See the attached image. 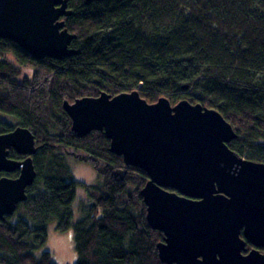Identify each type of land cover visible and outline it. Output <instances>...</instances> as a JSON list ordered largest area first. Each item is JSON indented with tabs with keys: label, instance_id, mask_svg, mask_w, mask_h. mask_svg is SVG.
<instances>
[{
	"label": "trees",
	"instance_id": "trees-1",
	"mask_svg": "<svg viewBox=\"0 0 264 264\" xmlns=\"http://www.w3.org/2000/svg\"><path fill=\"white\" fill-rule=\"evenodd\" d=\"M69 8L78 55L37 60L0 38V113L18 121L0 120V134L28 128L39 147L27 200L0 220V264H57L44 250L54 221L71 233L77 264H165L164 234L141 195L148 174L111 153L104 132L74 133L64 103L135 90L151 104L188 100L218 110L238 134L229 147L264 163V0H69ZM25 70L32 76L19 82ZM69 156L91 162L98 183L74 180ZM81 186L89 197L77 216Z\"/></svg>",
	"mask_w": 264,
	"mask_h": 264
},
{
	"label": "water",
	"instance_id": "water-1",
	"mask_svg": "<svg viewBox=\"0 0 264 264\" xmlns=\"http://www.w3.org/2000/svg\"><path fill=\"white\" fill-rule=\"evenodd\" d=\"M72 15L69 0H0V38L37 60H63L80 54L67 28ZM64 109L79 137L104 132L111 153L148 174L141 195L151 227L165 237L163 263L264 264L260 250L247 253V242L264 248V163L229 147L238 134L218 110L166 97L151 104L138 90L66 101ZM38 149L28 128L0 134V172L20 171L0 178V220L27 200ZM11 150L28 157L11 159Z\"/></svg>",
	"mask_w": 264,
	"mask_h": 264
},
{
	"label": "rangeland",
	"instance_id": "rangeland-1",
	"mask_svg": "<svg viewBox=\"0 0 264 264\" xmlns=\"http://www.w3.org/2000/svg\"><path fill=\"white\" fill-rule=\"evenodd\" d=\"M31 76L32 71L25 70L18 81L23 82L26 78ZM0 120L6 121L15 127L18 125V121L15 118L2 113H0ZM68 162L71 166L74 180L84 182L88 185L98 183L99 172L91 162L82 161L75 156H69ZM88 197L89 194L85 188L82 186L79 187L77 191V199L74 203L75 207L73 206L77 216L80 215L82 203L86 202ZM44 250H48L52 253L53 259L57 264H77V253L71 233L58 231L57 222L55 221L49 224L48 241ZM41 252L42 251H38L37 255H40Z\"/></svg>",
	"mask_w": 264,
	"mask_h": 264
},
{
	"label": "flooded vegetation",
	"instance_id": "flooded-vegetation-1",
	"mask_svg": "<svg viewBox=\"0 0 264 264\" xmlns=\"http://www.w3.org/2000/svg\"><path fill=\"white\" fill-rule=\"evenodd\" d=\"M15 152L16 154L12 153ZM28 156H24V155H20L18 154L15 150H11L10 154H9V158L14 159V160H19V161H24L27 159ZM35 158V156L33 157V159ZM79 158V157H78ZM80 159V158H79ZM83 161V160H82ZM19 171V170H18ZM15 173V172H13ZM12 174V173H7V172H0V178L3 177H9L8 175ZM19 176H20V171H19ZM10 178V177H9ZM254 249H258L260 250L262 253H264V248H257L256 246H254L253 244H251L250 242H247V253L251 252Z\"/></svg>",
	"mask_w": 264,
	"mask_h": 264
},
{
	"label": "bare ground",
	"instance_id": "bare-ground-1",
	"mask_svg": "<svg viewBox=\"0 0 264 264\" xmlns=\"http://www.w3.org/2000/svg\"><path fill=\"white\" fill-rule=\"evenodd\" d=\"M101 93H102V92H101ZM40 137H41V136H40ZM40 137H39V139H40ZM43 138H44V137H42V139H43ZM42 139L38 140V142L42 141ZM42 142H43V141H42ZM74 207H75V206H74ZM76 208H77V207H76ZM76 208H75V209H76Z\"/></svg>",
	"mask_w": 264,
	"mask_h": 264
}]
</instances>
